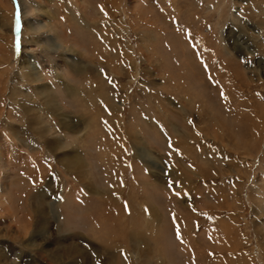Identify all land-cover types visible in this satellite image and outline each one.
I'll use <instances>...</instances> for the list:
<instances>
[{"label": "rangeland", "instance_id": "374dc122", "mask_svg": "<svg viewBox=\"0 0 264 264\" xmlns=\"http://www.w3.org/2000/svg\"><path fill=\"white\" fill-rule=\"evenodd\" d=\"M0 143V264H264V0H0Z\"/></svg>", "mask_w": 264, "mask_h": 264}, {"label": "bare ground", "instance_id": "6f19581e", "mask_svg": "<svg viewBox=\"0 0 264 264\" xmlns=\"http://www.w3.org/2000/svg\"><path fill=\"white\" fill-rule=\"evenodd\" d=\"M24 69V68H23ZM25 70V69H24ZM23 70V78H30V76L27 74V73H25V71ZM41 73H38V72H36V78H37V76H41L40 75ZM38 79V78H37ZM50 102H51V100H49V99H47V100H45L44 101V105H50ZM56 102V101H55ZM24 112V111H23ZM27 120V119H26ZM47 132L48 133H50L51 131L47 128ZM67 135V134H66ZM66 135L64 134L63 136H62V138L65 140V138H66ZM54 139V138H53ZM58 140V139H57ZM133 140L134 141H136L137 139L134 137L133 138ZM50 142V141H49ZM48 141H47V143H46V145L47 146H49L50 148H52L51 147V143H49ZM55 144H56V142H55ZM53 145H54V143H53ZM52 145V146H53ZM32 146H34V145H32ZM55 146V145H54ZM53 146V147H54ZM6 149V148H5ZM11 153V152H10ZM135 154H136V152H135ZM23 157V156H22ZM20 155H15V153L13 152V158L17 161V160H19V159H21L22 158ZM12 158V159H13ZM59 162H62L63 163V165H64V167L66 168V170H67V172L68 173H73V172H76V169L78 168V169H81V167H80V162H78V161H76V160H73V159H71V158H69V156H64ZM80 163V164H79ZM0 167H4V168H6V171H11L12 170V166H10V165H8L7 163H6V161L3 159V156H2V154H1V143H0ZM151 211V210H150ZM151 212H153V211H151Z\"/></svg>", "mask_w": 264, "mask_h": 264}]
</instances>
